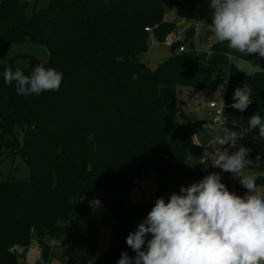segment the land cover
I'll use <instances>...</instances> for the list:
<instances>
[{
	"label": "trees",
	"instance_id": "16d2710c",
	"mask_svg": "<svg viewBox=\"0 0 264 264\" xmlns=\"http://www.w3.org/2000/svg\"><path fill=\"white\" fill-rule=\"evenodd\" d=\"M167 1L51 0L28 12L20 0H0V45L31 39L49 53L47 62L31 56L23 68L3 60L0 47V148L20 154L30 171L26 179H0V264H30L23 258L33 239L41 264H51L57 249L61 264H117L122 252L135 257L126 237L155 202L130 203L123 195L138 188L152 168L157 197L171 188L169 175L179 178L180 187L192 177L180 167L197 146L192 134L204 120L185 121L177 104L182 88L200 97L223 91L226 103H233L234 90L248 84L253 102L243 112H226L239 115L243 128L254 113L264 118V59L235 52L212 33L207 51L195 49L196 31L189 28L156 68L137 60L149 50L151 33L164 42L174 32V22L165 18ZM181 46L186 50L179 52ZM240 60L259 69L247 74ZM40 64L63 73L59 90L24 96L15 83L5 84V68L29 75ZM227 127L239 129L234 123ZM248 158L246 170L264 186V139H255ZM222 183L229 188L230 180ZM236 184L246 190L238 178ZM85 197L103 202L114 221H98ZM102 224H111L113 233L108 250L97 255Z\"/></svg>",
	"mask_w": 264,
	"mask_h": 264
},
{
	"label": "clouds",
	"instance_id": "9594fccd",
	"mask_svg": "<svg viewBox=\"0 0 264 264\" xmlns=\"http://www.w3.org/2000/svg\"><path fill=\"white\" fill-rule=\"evenodd\" d=\"M209 7V26L217 42L264 59V0H210ZM3 77L5 84L15 83L18 95L29 96L59 90L63 73L40 64L29 75L7 67ZM233 100L230 107L245 111L253 102L250 86L237 87ZM257 128L258 135L264 137V118L259 113L239 131L223 127L220 147L211 161L213 167L238 178L248 190L246 195L230 191L221 175L213 172L199 182L181 186L167 202L158 197L146 218L126 237L135 257L122 252L117 264H264V192L258 190L254 176L245 174L251 149L237 148L238 141Z\"/></svg>",
	"mask_w": 264,
	"mask_h": 264
},
{
	"label": "rangeland",
	"instance_id": "374dc122",
	"mask_svg": "<svg viewBox=\"0 0 264 264\" xmlns=\"http://www.w3.org/2000/svg\"><path fill=\"white\" fill-rule=\"evenodd\" d=\"M51 0H20L21 3L26 4L27 11L33 12L39 10L41 7L48 6ZM210 0H183L178 3L177 1H167L164 6L165 18L168 21L174 22L175 30L173 33L175 41H184L186 30L194 28L196 34L194 36L195 49L197 51H207L209 49L206 36L212 33L210 26L212 23V9L209 7ZM213 34V33H212ZM214 35V34H213ZM150 47L145 53L137 56L139 62L147 64L150 68H156L161 62L165 61L172 54V43L169 40L160 42L151 33L149 35ZM178 43V42H177ZM189 49L188 44H185ZM177 45L175 50L177 51ZM1 50L4 53L5 61L13 60L19 67H28L30 64V57L34 56L47 62L49 59V53L47 48L39 43L33 42L31 39H26L23 42L18 43H1ZM238 66L247 74L252 73L259 69L258 66L252 65L246 60L238 61ZM222 96L221 93H211L208 96H199L198 91L194 89L182 88L178 94L177 104L185 113V121H197L203 117V120L209 116L208 102L211 99H219ZM207 116V117H206ZM239 118V115H228L226 119L229 123H235V119ZM198 140L195 142L196 147L189 151L187 160L180 167V172L191 173L192 177H189L185 184L182 186H189L194 182H199L203 179L201 170L207 167H213L211 161L214 159V152L218 146L214 140L207 136L206 133L201 130L198 131ZM22 145V136H20V146ZM0 179H26L29 174V168L20 154H12L10 151L0 148ZM205 158L208 160L207 166L201 164V160ZM246 175L254 174V172L245 170ZM221 181L230 180L233 174L230 172H221ZM225 180V181H227ZM223 182V181H222ZM157 184L158 173L155 168H152L149 172V177L136 189L130 193L124 194L123 199L130 203L149 204L155 202L158 197H163L165 200L170 198L172 193H179L180 181L175 175H169L166 178V184L169 188L164 194L157 197ZM258 190L264 192V186L258 185ZM245 191H240L239 196L247 194ZM84 202L91 205L93 212L98 221H101L104 217L110 218L114 221L109 210L105 207L103 202L99 200H93L90 197H85ZM146 218L145 215L140 216L135 226H138ZM113 228L111 224H102L100 228V237L97 248V255L104 254L110 245L112 238ZM37 241L32 240L30 247L25 250L23 260L27 263L34 264L42 261L41 249L36 248ZM62 252L57 249L56 256L51 264H61ZM42 262H40L41 264Z\"/></svg>",
	"mask_w": 264,
	"mask_h": 264
},
{
	"label": "built area",
	"instance_id": "2783aa9c",
	"mask_svg": "<svg viewBox=\"0 0 264 264\" xmlns=\"http://www.w3.org/2000/svg\"><path fill=\"white\" fill-rule=\"evenodd\" d=\"M183 0H179V2H181ZM146 31H151L150 28H146ZM167 40H169L172 44L175 42L174 36L169 35L167 38ZM186 50V46H181L179 47L178 51H185ZM225 78H227V83H228V75L226 74L224 76V85H227V83H225ZM222 94V96L219 99H211L208 102V111H209V116L204 119L202 125H201V131L206 133L207 136L211 137L215 144L220 147V145L218 144V138L221 137L223 135V127L228 126L230 123L227 121L226 119V115L227 112L226 110L228 108H232L230 107V105L232 103H226V101L224 100V92H220ZM234 103V102H233ZM225 105V106H224ZM236 126L239 128L237 131H239L240 129H243V127H241L239 124H236ZM258 136H250V135H246L242 140L238 141L237 144V148L239 146H244L246 148L252 149L255 139ZM199 136H198V132H195L192 134V139L194 142H196L198 140ZM262 139H264V137H260ZM223 147L227 148L228 145H224ZM236 148H230L229 151H235ZM202 160H206L205 158H203ZM201 160V162H202ZM210 167H207L205 169L202 170V176L203 178L208 175L209 173H211L208 169ZM230 191L236 193L237 195H239L240 191H245V190H240L237 187L236 184V178L232 177L230 178V183H229V188ZM36 248L40 249V245L38 243H36Z\"/></svg>",
	"mask_w": 264,
	"mask_h": 264
},
{
	"label": "crops",
	"instance_id": "0c3cea01",
	"mask_svg": "<svg viewBox=\"0 0 264 264\" xmlns=\"http://www.w3.org/2000/svg\"><path fill=\"white\" fill-rule=\"evenodd\" d=\"M181 2H183V1H181ZM181 2H179V3H181ZM209 34H210V33H209ZM209 34H208V35H209ZM170 35L174 36L173 34H170ZM208 35H207V36H208ZM207 36H206V40H207ZM207 42H208V41H207ZM208 46H210V44H209V43H208ZM228 115H233V114H231V113H227V115H226V116H228ZM206 117H207V116H206ZM201 119H203V117H202ZM239 119H240V118H236V119L234 120V121H235V123H234V124H237V123L239 122ZM230 124H232V121H231V123H230ZM225 180H227V179H225ZM225 180H222V181H225ZM222 181H221V182H222Z\"/></svg>",
	"mask_w": 264,
	"mask_h": 264
}]
</instances>
